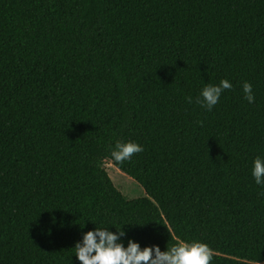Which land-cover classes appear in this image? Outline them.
I'll use <instances>...</instances> for the list:
<instances>
[{
    "label": "trees",
    "instance_id": "trees-1",
    "mask_svg": "<svg viewBox=\"0 0 264 264\" xmlns=\"http://www.w3.org/2000/svg\"><path fill=\"white\" fill-rule=\"evenodd\" d=\"M115 140L144 151L117 164ZM257 155L264 0H0V264H80L74 243L109 223L125 245L197 239L211 264H264Z\"/></svg>",
    "mask_w": 264,
    "mask_h": 264
},
{
    "label": "clouds",
    "instance_id": "clouds-1",
    "mask_svg": "<svg viewBox=\"0 0 264 264\" xmlns=\"http://www.w3.org/2000/svg\"><path fill=\"white\" fill-rule=\"evenodd\" d=\"M232 87L228 79H221L218 84H206L196 102L206 111H211L219 103L222 93ZM241 88L248 103H254L252 84L244 81ZM143 151V146L133 140H115L109 148L110 157L117 164L130 161L133 155ZM251 175L256 185L264 187V156L254 157ZM108 225L83 232L74 243V254L80 264H211L213 260V249L204 241L178 239L163 251L156 244L141 247L131 238L125 245L121 239L125 235L123 228L112 231Z\"/></svg>",
    "mask_w": 264,
    "mask_h": 264
},
{
    "label": "rangeland",
    "instance_id": "rangeland-1",
    "mask_svg": "<svg viewBox=\"0 0 264 264\" xmlns=\"http://www.w3.org/2000/svg\"><path fill=\"white\" fill-rule=\"evenodd\" d=\"M104 167L113 182L114 186L128 199L145 196L143 187L120 173L118 169L109 161L104 162Z\"/></svg>",
    "mask_w": 264,
    "mask_h": 264
},
{
    "label": "bare ground",
    "instance_id": "bare-ground-1",
    "mask_svg": "<svg viewBox=\"0 0 264 264\" xmlns=\"http://www.w3.org/2000/svg\"><path fill=\"white\" fill-rule=\"evenodd\" d=\"M120 173L124 174L126 177L132 179L131 177L127 176L125 173H123L122 171L118 170ZM133 180V179H132Z\"/></svg>",
    "mask_w": 264,
    "mask_h": 264
}]
</instances>
